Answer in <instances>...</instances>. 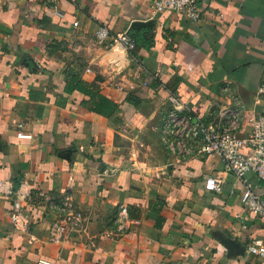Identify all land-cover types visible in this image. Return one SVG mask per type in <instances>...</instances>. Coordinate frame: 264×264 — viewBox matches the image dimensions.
Here are the masks:
<instances>
[{"label": "crops", "instance_id": "0c3cea01", "mask_svg": "<svg viewBox=\"0 0 264 264\" xmlns=\"http://www.w3.org/2000/svg\"><path fill=\"white\" fill-rule=\"evenodd\" d=\"M151 1L0 0V180L32 192L28 234L0 196V264H264L247 250L264 221L244 209L242 183L216 156L180 157L162 140L170 91L216 125L240 109V136L264 115V0H197L198 20ZM99 25L137 46L98 43ZM95 92L114 113L92 110Z\"/></svg>", "mask_w": 264, "mask_h": 264}, {"label": "built area", "instance_id": "2783aa9c", "mask_svg": "<svg viewBox=\"0 0 264 264\" xmlns=\"http://www.w3.org/2000/svg\"><path fill=\"white\" fill-rule=\"evenodd\" d=\"M151 9L154 13L176 12L188 19L198 20L201 10L197 0H152ZM59 15L61 12L55 10ZM77 25V22H74ZM113 38V43L134 50L135 38L123 31L113 34L106 25H99L95 39L98 43H105ZM257 93H264V83L257 88ZM171 107L164 117L162 125V140L166 147L180 157L192 154L213 155L219 158L224 170L236 176L242 183L240 201L246 211L259 216L264 221V194H257L253 190L250 175L264 183V115L254 114L249 118L250 129L244 136L238 134L241 128L242 112L240 109H224L226 120L221 125L207 121L203 116L194 113L191 107L176 93L169 92ZM19 137H29L18 133ZM247 148L248 151H244ZM206 190L219 192L221 180L208 176L205 178ZM30 185L23 180L14 182L10 179L0 180V196L9 198L11 209L9 221L14 229L23 234L30 232L29 214L26 204L31 196ZM68 204V202H66ZM121 213L126 216V209L121 206ZM67 221H56L49 229V240L60 242L67 229ZM247 250L264 258V242L254 240L247 245ZM42 264H51L43 261Z\"/></svg>", "mask_w": 264, "mask_h": 264}, {"label": "trees", "instance_id": "16d2710c", "mask_svg": "<svg viewBox=\"0 0 264 264\" xmlns=\"http://www.w3.org/2000/svg\"><path fill=\"white\" fill-rule=\"evenodd\" d=\"M133 36V35H132ZM86 93V92H84ZM89 94V93H86ZM92 110L104 115H111L117 108V105L111 99L103 96L102 94L95 92L91 94Z\"/></svg>", "mask_w": 264, "mask_h": 264}, {"label": "water", "instance_id": "95a60500", "mask_svg": "<svg viewBox=\"0 0 264 264\" xmlns=\"http://www.w3.org/2000/svg\"><path fill=\"white\" fill-rule=\"evenodd\" d=\"M151 22L150 21H148V22H140V21H135L134 23H133V27H137V26H139V25H149ZM136 46H137V41H136ZM231 243L232 242H226V245H228V246H230L231 245Z\"/></svg>", "mask_w": 264, "mask_h": 264}]
</instances>
